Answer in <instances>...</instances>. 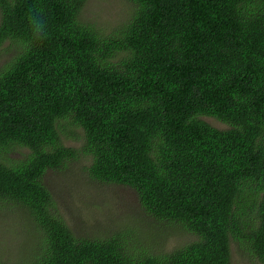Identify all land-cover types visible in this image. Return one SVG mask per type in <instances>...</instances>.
Masks as SVG:
<instances>
[{"label": "trees", "instance_id": "16d2710c", "mask_svg": "<svg viewBox=\"0 0 264 264\" xmlns=\"http://www.w3.org/2000/svg\"><path fill=\"white\" fill-rule=\"evenodd\" d=\"M87 2L0 0V49L15 46L0 67V202L41 233L19 264H233V242L264 264V0H130L108 33L82 21ZM63 121L81 148L63 144ZM83 156L90 178L134 189L196 240L135 254L131 231L77 238L43 179Z\"/></svg>", "mask_w": 264, "mask_h": 264}, {"label": "rangeland", "instance_id": "374dc122", "mask_svg": "<svg viewBox=\"0 0 264 264\" xmlns=\"http://www.w3.org/2000/svg\"><path fill=\"white\" fill-rule=\"evenodd\" d=\"M133 11L134 5L130 0H88L81 19L108 33L127 21ZM14 55L15 46L6 42L0 49V67ZM202 119L218 129L229 128L215 118ZM62 127L65 131L62 135L63 144L81 148L84 142L82 130L68 121H63ZM18 155L11 156L14 158ZM90 162V157L83 156L69 162L63 171L47 172L43 179L54 197L58 213L77 238L104 240L117 233L131 231L129 238L125 239L135 254H142L143 250L149 249L153 254L171 252L196 240L181 226L151 216L134 189L90 178L86 170ZM28 220L24 208L13 202H0V264H19L24 261L27 257V252L23 250L25 241L29 244L28 252L39 249L41 233ZM232 253L233 264H262L235 242L232 244Z\"/></svg>", "mask_w": 264, "mask_h": 264}, {"label": "clouds", "instance_id": "9594fccd", "mask_svg": "<svg viewBox=\"0 0 264 264\" xmlns=\"http://www.w3.org/2000/svg\"><path fill=\"white\" fill-rule=\"evenodd\" d=\"M27 19L32 31L33 39L36 41L47 39V25L45 20L42 18V13L40 11H31Z\"/></svg>", "mask_w": 264, "mask_h": 264}]
</instances>
